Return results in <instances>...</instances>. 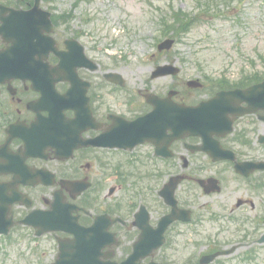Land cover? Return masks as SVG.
<instances>
[{"label":"rangeland","instance_id":"rangeland-1","mask_svg":"<svg viewBox=\"0 0 264 264\" xmlns=\"http://www.w3.org/2000/svg\"><path fill=\"white\" fill-rule=\"evenodd\" d=\"M76 1L79 0H59V3L68 9ZM88 1L78 3L80 11L100 16L101 20L106 23V31L114 34L110 36V42H115V48L121 49L127 38L134 41L137 56H134L135 58L128 67L124 68L128 72L132 87L143 86L142 79L148 81L147 75L140 76L139 74L146 70L144 63L148 58V53L156 52V42L163 39L158 24L161 15L169 17L173 9H176L175 6L192 8L194 6L191 4L198 2V0H110V3H108L109 0L92 3ZM243 6L246 8L241 24L231 13L227 14H231L233 17L230 19H226L227 15L209 21H206L205 18L177 44L176 50L181 51L182 59H185L182 62L184 68L182 79L204 73L219 76L225 72L230 79L236 80L243 71V67L248 72L254 69L259 71L264 69V61L258 57L260 54L264 55V0H254L250 4L245 2ZM119 21H121L120 24H118ZM91 25L97 27L94 22ZM118 31L120 34L116 36ZM139 47H143V49ZM250 58L256 59V67L252 65ZM236 61L246 63V66L241 67ZM106 62L111 63V59L107 57ZM170 80L169 77H159L153 82L161 85L167 84ZM233 188L240 190L242 186L233 182ZM217 200L221 201L222 195L218 196ZM235 202V198L227 201L229 205L232 203L235 205ZM177 229V234L181 233L182 237L177 240L176 235L172 234L171 258L174 257L176 261L171 264H179L188 260V253L193 250L189 248L186 234L192 236L189 233L184 234L185 231L189 232L187 228L179 227ZM19 232L23 235L21 242L9 247V255L4 256L2 250L0 264H49L57 251L54 241L44 237L40 240V247L35 250L36 241L30 239L28 235L31 231L23 229ZM23 248L27 250L28 254L30 253L26 258L19 257V251ZM38 256L42 258L43 262L38 260Z\"/></svg>","mask_w":264,"mask_h":264},{"label":"flooded vegetation","instance_id":"flooded-vegetation-1","mask_svg":"<svg viewBox=\"0 0 264 264\" xmlns=\"http://www.w3.org/2000/svg\"><path fill=\"white\" fill-rule=\"evenodd\" d=\"M106 72L107 68L103 67L98 71L97 75H95V79L105 83ZM92 84L94 83H91V85ZM126 84L124 86H118L120 87L121 91L126 93V95L116 98L111 104H107V99H91L95 106L93 112L95 118L92 121V124H87L82 128L80 136L83 140L92 139L97 141L99 136L107 129L106 123L109 122L108 116L112 113L122 116L128 120H133L141 115L146 114L152 109V106L150 105V107L149 103L146 102L145 99L147 98L144 94L147 92H153L164 97L166 96V92L169 89L166 88L165 84H162L155 90L146 89L143 91L139 89L128 88ZM15 86L17 87L15 96H10L6 86H1L3 96L0 99V162L2 159L7 161L9 152H15L24 143L20 132H18V134L8 141L9 134L6 130L7 126L18 119L26 120L31 123L35 116V113L28 109L27 103L36 99L27 98H36L38 94L29 88H22L20 81H16ZM58 88L61 92H63L66 90L67 86L65 84H60ZM98 89L100 88L96 85L94 90ZM173 89L175 91L173 99H176L178 102H191L195 99L203 98V96L193 94L192 92L191 94H182V86L180 84L174 86ZM138 93H140V95H137ZM64 115L68 118H72L75 115V111L72 107H67L64 110ZM85 116L89 117L87 113ZM87 122H90V119ZM7 142L8 145H6ZM78 144L80 145V143ZM77 150V154L73 160H69L67 162L48 160L44 162V165L54 172L58 178L61 174V177H66L68 179L81 177L82 179L88 181L91 180L92 184H94L95 181L97 182L96 190L95 193H93V196L85 197L78 202L79 205L84 208V210L80 212V221L84 225L92 224L95 216L101 213L109 212L112 215H118L117 212L111 211L109 208H107V199L96 197V194L105 187L104 183H106V177H110L109 175L112 172V169L114 167L121 166L125 162L124 157H127V155H124L122 149L118 147L106 146L104 143L100 144L99 146L85 145L77 148ZM98 157L100 159H97ZM13 159L15 160V157H13ZM101 161L105 164L104 166H98V163ZM26 162L31 166H42L35 158H28L26 159ZM86 162L90 163L86 165ZM195 164L200 166L215 165L210 160H207L203 164L201 163V160L198 159L196 160ZM148 165H153L155 167H169L170 163L153 162L149 163ZM12 179V173L5 172L4 170L0 171V182H10ZM19 187L21 190L27 192L32 198L33 208L47 209L50 207V204L54 199V190L56 189V184L53 186L39 184L36 187L21 184ZM115 190L116 188L112 190L110 197L113 196ZM66 194L69 195L68 193ZM31 210L32 208L21 204L14 205V213L19 217L26 215ZM113 230L116 233V236L118 238L120 237V245L115 244V246H112L111 248L115 250V256L123 258L129 254L126 252L127 248L132 246V241L127 240V236L129 234L128 232H124L125 229L121 226V223H115ZM253 236L256 238L259 235L253 234ZM255 243L256 242L252 240L246 241L243 244H245L244 246L253 247L255 246ZM254 252L256 251L252 250L248 253V255H252ZM259 253L261 256H264V247H262V252Z\"/></svg>","mask_w":264,"mask_h":264},{"label":"water","instance_id":"water-1","mask_svg":"<svg viewBox=\"0 0 264 264\" xmlns=\"http://www.w3.org/2000/svg\"><path fill=\"white\" fill-rule=\"evenodd\" d=\"M258 87H260V86H257V87H255V88H258ZM263 88H264V85H263ZM250 91L247 93V94H251L252 93V90L251 89H249ZM65 253V252H64ZM71 264H87V263H78V262H75V261H71Z\"/></svg>","mask_w":264,"mask_h":264}]
</instances>
